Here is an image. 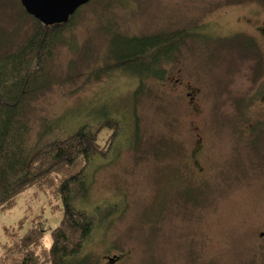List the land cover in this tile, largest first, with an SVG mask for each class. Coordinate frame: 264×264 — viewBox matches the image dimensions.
<instances>
[{
    "label": "rangeland",
    "instance_id": "1",
    "mask_svg": "<svg viewBox=\"0 0 264 264\" xmlns=\"http://www.w3.org/2000/svg\"><path fill=\"white\" fill-rule=\"evenodd\" d=\"M20 3L0 0L3 57L36 29ZM49 27L61 34L33 54L21 119L30 147L87 124L103 149L80 199L99 212L89 264H264V0H90ZM116 33L170 39L164 81L145 79L137 99L140 79L111 61ZM58 179L0 209V264L28 252L50 264Z\"/></svg>",
    "mask_w": 264,
    "mask_h": 264
},
{
    "label": "trees",
    "instance_id": "2",
    "mask_svg": "<svg viewBox=\"0 0 264 264\" xmlns=\"http://www.w3.org/2000/svg\"><path fill=\"white\" fill-rule=\"evenodd\" d=\"M33 19L36 29L21 50L5 57L0 53V209L10 207L15 196L26 188L32 185L49 187L50 179L59 178L54 191L61 197L64 218L60 226L51 231L53 241L48 247L49 262L89 264L85 244L99 212L83 208L85 202L80 199L88 197L85 177L94 164V158L105 154L101 153L103 149L99 148L95 133L87 124L70 134L52 137L36 147L29 146L27 129L21 119V105L26 97L24 92L27 93L31 82L36 79L35 74L42 67L40 59L37 60L33 54L49 49L50 43L61 34L59 30L47 34L45 29L50 27ZM169 40L161 33L141 36L116 33L109 40L112 63L140 79L134 92L135 99L144 89L145 79L164 81L162 66L172 54ZM113 205L110 204L109 208H115ZM33 233L23 236L22 244L32 242ZM38 260L37 255L28 252L18 256L13 264H37Z\"/></svg>",
    "mask_w": 264,
    "mask_h": 264
},
{
    "label": "water",
    "instance_id": "3",
    "mask_svg": "<svg viewBox=\"0 0 264 264\" xmlns=\"http://www.w3.org/2000/svg\"><path fill=\"white\" fill-rule=\"evenodd\" d=\"M90 0H20L24 10L43 25L53 26L68 22L76 11ZM111 262L117 256L110 258Z\"/></svg>",
    "mask_w": 264,
    "mask_h": 264
},
{
    "label": "flooded vegetation",
    "instance_id": "4",
    "mask_svg": "<svg viewBox=\"0 0 264 264\" xmlns=\"http://www.w3.org/2000/svg\"><path fill=\"white\" fill-rule=\"evenodd\" d=\"M260 29H261L262 32H264V28H263V27L260 28ZM175 81L179 82L180 80H179V79H175ZM177 82H176V83H177ZM184 88L186 89V94H187L188 96H191V100H192V101L196 100V98L199 96L200 88L197 87V88H195L194 90H193V89L190 90V88H191V83H189L188 81L184 84ZM193 106L197 109L195 103L193 104ZM200 149H201V142H198V145H197L196 148L192 151V156L194 157L195 154H196L195 152H196V151H199ZM194 161L197 162V160H195V157H194ZM115 256H117V255H115ZM116 260H117V261L120 260V256H119V255L117 256V259H116ZM116 260H114V261L111 262V259H109V263H110V264H114V263L117 262Z\"/></svg>",
    "mask_w": 264,
    "mask_h": 264
}]
</instances>
